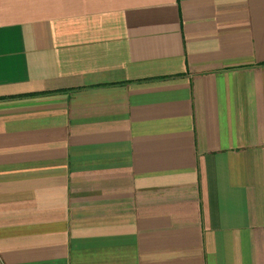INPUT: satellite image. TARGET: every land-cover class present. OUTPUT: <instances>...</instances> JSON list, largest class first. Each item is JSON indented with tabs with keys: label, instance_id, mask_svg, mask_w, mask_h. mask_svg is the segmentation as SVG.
I'll list each match as a JSON object with an SVG mask.
<instances>
[{
	"label": "crops",
	"instance_id": "obj_1",
	"mask_svg": "<svg viewBox=\"0 0 264 264\" xmlns=\"http://www.w3.org/2000/svg\"><path fill=\"white\" fill-rule=\"evenodd\" d=\"M0 264H264V0H0Z\"/></svg>",
	"mask_w": 264,
	"mask_h": 264
}]
</instances>
